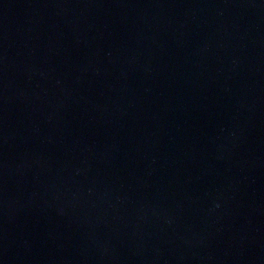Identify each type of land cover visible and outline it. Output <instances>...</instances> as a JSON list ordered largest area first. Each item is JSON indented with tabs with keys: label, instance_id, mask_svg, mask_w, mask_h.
<instances>
[{
	"label": "water",
	"instance_id": "1",
	"mask_svg": "<svg viewBox=\"0 0 264 264\" xmlns=\"http://www.w3.org/2000/svg\"><path fill=\"white\" fill-rule=\"evenodd\" d=\"M224 0H0V264H138Z\"/></svg>",
	"mask_w": 264,
	"mask_h": 264
}]
</instances>
